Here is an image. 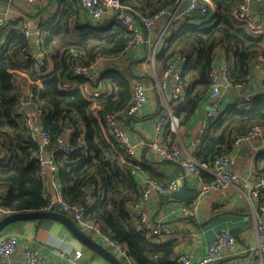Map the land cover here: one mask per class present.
<instances>
[{
	"label": "trees",
	"instance_id": "16d2710c",
	"mask_svg": "<svg viewBox=\"0 0 264 264\" xmlns=\"http://www.w3.org/2000/svg\"><path fill=\"white\" fill-rule=\"evenodd\" d=\"M181 1L123 0V4L145 16L160 8H175ZM212 1L215 12L210 19L183 20L157 54L164 69L175 55L186 58L182 74L187 84L185 97L174 110L179 127L206 100L211 84L209 73L220 51L230 65L232 84L248 82L253 68L264 60V32L253 33L233 16L241 0ZM79 7L73 0H61L56 19L46 26L57 36L72 34L78 39L73 46L61 51L60 45L48 41L44 29V47L53 61L51 70L48 63L36 65L28 54L33 46L25 38L19 20L0 28V40L4 38L0 45L2 217L42 210L51 199L46 194V180L40 173L44 146L35 137V118L28 123L25 115L26 110L39 108L42 115L37 117L38 124L51 141L67 132L71 137L72 153L68 157L61 154L55 157L63 201L82 203L92 191L94 201L89 206L87 219L99 224L112 239L122 242L132 264H177L178 245L154 242L134 219L131 205L142 200L137 179V172L141 170L135 167L139 164L135 161L131 165L124 159L122 150L102 124L107 114L122 113L130 106L133 87L141 81L127 69H121L103 73L96 83L79 80L80 86L76 88L62 86L66 81L77 79L73 74L75 59L90 65L98 57L121 55L131 39L118 14L83 26L79 22ZM49 47L57 52H51ZM20 72L35 81L34 84H29ZM37 80H41V87L36 84ZM27 87L34 91V97L29 102L21 101V93ZM86 88L99 95L89 96ZM257 124L264 126L261 97L250 104L238 106L234 103L227 107L204 136L196 155L198 162L211 164L216 153H234L236 136ZM254 170L258 177H264V152L258 154ZM121 259L124 263L128 261ZM227 261L214 264H227Z\"/></svg>",
	"mask_w": 264,
	"mask_h": 264
},
{
	"label": "crops",
	"instance_id": "0c3cea01",
	"mask_svg": "<svg viewBox=\"0 0 264 264\" xmlns=\"http://www.w3.org/2000/svg\"><path fill=\"white\" fill-rule=\"evenodd\" d=\"M60 1L47 0L45 3L32 6L28 10L30 20L45 17L51 12L56 14L60 8ZM186 2L187 0H183V4ZM79 8V22L83 26L88 23L96 24L99 21L107 20L115 14L119 15L120 21L121 11L117 13L109 12L101 20H94L85 8L81 5ZM26 9L23 5H14L5 0H0V18L21 17ZM257 12L256 23H264V4ZM167 23L168 18H162L156 24L153 33H147L143 23L137 19L136 26L143 34V42L127 53L96 58L93 68L94 72L99 75L111 70L127 69L149 87L148 100L142 113L135 117H128L122 112L119 117L130 138L133 141L143 143L140 155L137 158L140 166L139 170H141L137 172L141 192L143 182L146 179L163 183L174 181L179 185L178 189L172 193H162L154 187H149L147 197L142 196L141 198L143 207L149 213L152 224L162 226L165 229L161 237H157L153 241L157 243L174 242L178 245L176 249L177 257L180 253H185L191 259L197 260L205 255L208 246L214 241L219 232L223 230L230 231L236 237V249L235 253L229 259H226L228 260L227 264H264V251L260 248L256 227L257 220L264 215V192L257 197H253L250 189L243 187L244 180H249L254 184L258 178H261L257 176L254 169L258 154L264 152V135L251 145L235 147L234 152L238 160L234 169L239 176L235 184L206 196L199 195L198 189L201 181H211L213 179L210 170H203L200 176L187 174L186 170L181 167L160 160L151 150L150 144L156 138L166 145L177 142L186 157L198 162L196 155L203 141L199 143L196 140L197 132L210 108L207 96L206 100L189 117V120L179 127L178 131H171V128L167 129L166 127L160 132L156 130L157 117L167 105L171 89L174 86V77L164 75L163 64L157 59V54L163 47V45H159V38L163 34ZM179 26L180 24L178 28ZM248 28L252 31L250 27ZM46 32L48 41H51L52 45H60L61 51L68 49L78 41L72 34L61 37L51 34L53 31L48 28H46ZM49 48L51 52H57L55 49ZM46 52L51 70L53 61L50 52L48 50ZM224 60H226V57L220 51L217 54L215 64H220ZM181 62V55L173 57L172 63L178 68L182 67L183 70L185 63ZM241 85L225 84L223 86L220 97L223 111L235 103V98L240 90L255 96L264 92V60L253 68L251 79L248 82L241 83ZM89 92H91V96L99 95L98 92L95 93L90 90ZM183 96L185 97V93H183ZM27 102L29 101L27 100ZM33 126L35 137L40 141V129L42 128L36 117ZM242 147L248 148L244 156L239 155ZM43 157H47L46 147H44ZM45 180L47 196L51 199L58 198L61 188L57 172L49 171ZM91 194L92 191H89L88 195ZM184 206L191 208L193 214L184 215L182 213ZM77 225L82 230L78 223ZM9 233L17 235L20 244L14 264H26L23 251L26 245L37 248L47 258L49 264H74L71 256L66 253L74 250L83 252L78 264H112L105 257L85 245L64 224L53 219L20 220L10 224L2 235ZM86 234L106 248L98 239L93 238L88 233ZM109 251L117 256L114 251L110 249ZM119 259L123 264H132L128 261L124 263L121 258Z\"/></svg>",
	"mask_w": 264,
	"mask_h": 264
},
{
	"label": "built area",
	"instance_id": "2783aa9c",
	"mask_svg": "<svg viewBox=\"0 0 264 264\" xmlns=\"http://www.w3.org/2000/svg\"><path fill=\"white\" fill-rule=\"evenodd\" d=\"M10 4L23 5L27 8L21 17L0 18V28L4 25L20 21L25 38L33 46L28 53L34 60L36 65L40 66L45 63L49 64V57L45 50L44 43V28L50 22L56 19V14L51 12L45 17H38L30 20L28 10L37 4L45 3L47 0H5ZM78 5L85 8L94 20H101L106 13H117L121 11L120 22L130 32L131 39L122 50V54L127 53L132 48L138 46L143 42V34L136 26V21L139 19L147 33H153L156 24L162 18H168V23L164 29L163 34L159 38V45H164L165 41L178 28V25L183 20L198 17L200 20L208 19L209 16L215 11V5L212 0H187L185 4L181 1L175 8L167 9L160 8L150 15L142 16L136 12L131 11L123 4V0H73ZM264 4V0H241L238 8L234 11V18L250 27L255 34H262L264 31V23H256L258 9ZM264 20V17H263ZM170 33V34H169ZM169 34V35H167ZM4 42V38L0 40V45ZM27 56V55H26ZM25 58H28V56ZM76 56V55H75ZM181 63L186 62V58L181 56ZM50 65V64H49ZM48 65V66H49ZM94 63L84 65L77 59L73 63V74L77 77L74 81H66L62 85L65 89L76 88L80 86L79 80L86 83L98 82L101 75L96 72L92 73ZM50 69V68H49ZM21 73V72H20ZM164 75H172L174 77V86L171 89L167 105L163 108L160 115L157 117L156 130L162 131L165 127L171 128V131L179 130V121L174 113L175 107L183 100L186 89V82L183 79L182 67L178 68L174 63H170L164 69ZM27 78L29 84H34L26 74L21 73ZM230 65L226 60L220 64H214L210 70V91L208 94V101L210 108L206 113L205 120L197 132L196 140L201 143L207 131L211 130L216 122L219 120L223 112L222 105L220 104V97L222 88L225 84L242 86L241 84H232L229 80ZM36 84L41 87V80H37ZM87 91V88H86ZM149 87L143 82H137L133 87V96L130 106L124 111L128 117H135L142 113L144 105L148 100ZM91 96V92L87 91ZM96 96V95H92ZM34 97V91L27 87L20 96L21 101H30ZM261 97L264 101V92L258 96L240 90L235 98V104L245 105L250 104L255 98ZM33 104L35 106L36 102ZM121 113L107 114L102 124L107 128L108 134L115 140L120 150L123 152L124 159L131 165L137 161L142 148V142L133 141L127 133L125 127L120 119ZM26 120L28 123L33 122V117L37 118L42 115V111L36 108L35 111H25ZM34 127V126H33ZM35 130V129H34ZM41 140L40 142L48 149L49 159L41 157L40 173L46 179L48 172L55 173L57 171V164L55 157L59 154L68 157L72 151V141L69 132L59 136L56 140L51 139L40 129ZM264 135V126L261 124L254 125L247 132L239 134L234 140V146L238 148L242 145H251L255 140ZM151 150L156 156L163 161L170 162L176 166L186 170L187 174L200 176L203 170H210L213 175L211 181H201L199 184V195L206 196L214 192H218L235 184L238 180V174L234 167L236 166L238 157L236 153L219 152L212 157L211 164H201L188 158L184 155L183 150L179 143L174 142L171 145L162 143L158 138L154 139L151 144ZM140 169V166H135ZM177 182L163 183L153 179H146L142 186V196L145 198L149 193V187H154L162 193H172L178 189ZM243 187L250 189L251 195L257 197L260 193L264 192V177L258 178L254 184L249 180L243 181ZM94 201L91 195H87L84 202L79 204H69L63 201L59 196L56 199H49L47 205L42 209L45 211H60L68 214L76 223H78L82 230L93 238L98 239L108 250L114 251L119 258L127 257L126 246L117 240L112 239L104 233L99 224L87 219L89 206ZM2 202L0 196V203ZM58 208V210H56ZM131 212L134 219L146 231L149 237L154 240L161 237L165 232L164 227L153 225L147 210L143 207V202H136L131 205ZM4 210L0 207V218ZM184 215H192L193 212L188 206L182 208ZM257 232L259 236L260 248L264 251V215L261 216L256 223ZM19 238L17 235L4 234L0 236V264H14L15 256L19 250ZM236 249V237L230 231H221L218 233L214 241L208 246L205 255L197 260L191 259L187 254L180 253L177 257V264H214L219 261L229 259ZM24 257L26 264H49L47 258L40 253V251L30 245L24 247ZM74 264H78L80 258L83 256L81 250L67 251ZM63 254V252H62ZM128 262H130L128 260Z\"/></svg>",
	"mask_w": 264,
	"mask_h": 264
},
{
	"label": "water",
	"instance_id": "95a60500",
	"mask_svg": "<svg viewBox=\"0 0 264 264\" xmlns=\"http://www.w3.org/2000/svg\"><path fill=\"white\" fill-rule=\"evenodd\" d=\"M94 69H92V73ZM247 147H242L240 149L239 155L244 156L247 151ZM49 159L48 149L47 157L45 160ZM29 219H53L64 224L79 240H81L89 248L93 249L112 264H123L121 260L114 255L111 251L104 248L101 244L89 237L85 232H83L77 223L67 214L60 211H28V212H16L8 214L0 219V234L12 223L20 220H29Z\"/></svg>",
	"mask_w": 264,
	"mask_h": 264
},
{
	"label": "rangeland",
	"instance_id": "374dc122",
	"mask_svg": "<svg viewBox=\"0 0 264 264\" xmlns=\"http://www.w3.org/2000/svg\"><path fill=\"white\" fill-rule=\"evenodd\" d=\"M210 19V18H209ZM16 222H18V221H16ZM15 223V222H14ZM6 230V229H5ZM5 230L0 234V236L5 232Z\"/></svg>",
	"mask_w": 264,
	"mask_h": 264
}]
</instances>
